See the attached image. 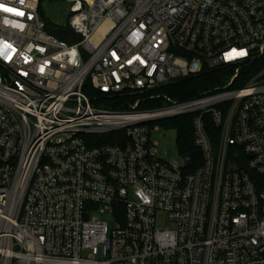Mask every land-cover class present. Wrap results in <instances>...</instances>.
<instances>
[{"label": "built area", "instance_id": "built-area-1", "mask_svg": "<svg viewBox=\"0 0 264 264\" xmlns=\"http://www.w3.org/2000/svg\"><path fill=\"white\" fill-rule=\"evenodd\" d=\"M204 70L226 85L153 111L83 92L154 98ZM188 115L193 170L150 138ZM0 264H264V0H0Z\"/></svg>", "mask_w": 264, "mask_h": 264}, {"label": "trees", "instance_id": "trees-1", "mask_svg": "<svg viewBox=\"0 0 264 264\" xmlns=\"http://www.w3.org/2000/svg\"><path fill=\"white\" fill-rule=\"evenodd\" d=\"M227 77L223 71L210 72L202 71L200 74L190 76L186 79L176 81L161 87L155 91L154 98L150 95L141 96L138 99L130 95H106L102 94L86 83L83 87L84 94L89 97L92 105L96 108H102L109 111L130 112L131 106L138 100L137 111H153L162 109L166 106L162 97H166L174 102H185L199 97L203 93L222 87ZM159 96V98H157ZM193 116L176 117L169 120L158 122L156 125H162L173 129L176 132V143L178 153L183 157L192 159L190 170L201 165L200 153L193 146ZM124 140V131L112 133L104 139V143H119ZM195 162V163H194Z\"/></svg>", "mask_w": 264, "mask_h": 264}, {"label": "rangeland", "instance_id": "rangeland-1", "mask_svg": "<svg viewBox=\"0 0 264 264\" xmlns=\"http://www.w3.org/2000/svg\"><path fill=\"white\" fill-rule=\"evenodd\" d=\"M44 16L56 27L66 28L68 25L69 13L68 5L55 2H46L41 5ZM85 59V58H84ZM227 82V81H226ZM224 82L223 86L226 85ZM150 138L152 142L156 143L158 159L178 161L179 155L176 143V132L173 129L166 128L162 125H157L151 131ZM162 217V215H161ZM163 218V217H162ZM101 221L109 223L110 228H113L114 224L111 223L107 215L99 216Z\"/></svg>", "mask_w": 264, "mask_h": 264}, {"label": "water", "instance_id": "water-1", "mask_svg": "<svg viewBox=\"0 0 264 264\" xmlns=\"http://www.w3.org/2000/svg\"><path fill=\"white\" fill-rule=\"evenodd\" d=\"M47 33L56 39L63 41L69 45H76L80 42V37L71 30H60L49 27Z\"/></svg>", "mask_w": 264, "mask_h": 264}, {"label": "snow or ice", "instance_id": "snow-or-ice-1", "mask_svg": "<svg viewBox=\"0 0 264 264\" xmlns=\"http://www.w3.org/2000/svg\"><path fill=\"white\" fill-rule=\"evenodd\" d=\"M20 14H22V13H20ZM241 55L243 54V53H240Z\"/></svg>", "mask_w": 264, "mask_h": 264}]
</instances>
